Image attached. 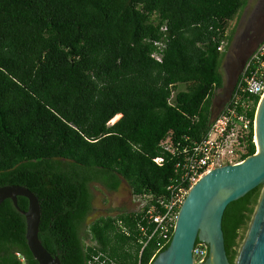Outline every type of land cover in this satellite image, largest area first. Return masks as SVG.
Listing matches in <instances>:
<instances>
[{
    "label": "trees",
    "instance_id": "obj_1",
    "mask_svg": "<svg viewBox=\"0 0 264 264\" xmlns=\"http://www.w3.org/2000/svg\"><path fill=\"white\" fill-rule=\"evenodd\" d=\"M246 1L0 0V185L36 194L38 237L61 264H87L96 253L147 264L168 246L156 252L154 237L141 250L143 222L132 210L94 219L85 242L89 185L117 190L124 179L133 196L167 197L179 154L160 142L182 149L206 133L212 97L224 84L226 28ZM254 152L251 126L240 159ZM261 188L224 209L230 262ZM17 203L27 207L24 196ZM0 264H37L10 198L0 203Z\"/></svg>",
    "mask_w": 264,
    "mask_h": 264
},
{
    "label": "water",
    "instance_id": "obj_2",
    "mask_svg": "<svg viewBox=\"0 0 264 264\" xmlns=\"http://www.w3.org/2000/svg\"><path fill=\"white\" fill-rule=\"evenodd\" d=\"M253 137V154L239 162L212 168L189 188L178 209L168 246L158 252L150 264H264V92L254 112ZM258 184L262 185L260 195L237 256L230 262L221 228L224 209ZM19 195L27 199L25 209L17 203ZM6 198H10L24 216L26 243L37 264H61L58 256L50 253L38 237L40 203L36 194L25 185H0V203ZM197 240L208 245V254L203 261L193 263Z\"/></svg>",
    "mask_w": 264,
    "mask_h": 264
},
{
    "label": "built area",
    "instance_id": "obj_3",
    "mask_svg": "<svg viewBox=\"0 0 264 264\" xmlns=\"http://www.w3.org/2000/svg\"><path fill=\"white\" fill-rule=\"evenodd\" d=\"M161 29L165 31L166 26L163 25ZM155 45L162 48L164 43L156 41ZM152 56L157 60L161 59L159 51H154ZM240 73L232 95L210 121L202 138L182 149L178 148L179 143L174 145L168 138L160 142L166 151L179 154L175 164L177 174L166 188L167 197H153L149 194L133 196L135 208L132 211L140 214L143 222L137 223L141 234V250L154 237L157 239L156 252L170 241L178 209L189 188L204 173L216 166L242 160L240 156L245 150L246 137L250 127L253 128L254 117H250L249 113L254 107V97L257 96L259 100L264 92V37L248 54ZM155 161L160 163L162 158L157 157ZM207 254L208 245L197 241L193 248V263L203 261ZM152 259L153 257L147 264H150ZM87 264L118 263L102 253H96L88 258ZM138 264L141 263L138 261Z\"/></svg>",
    "mask_w": 264,
    "mask_h": 264
},
{
    "label": "rangeland",
    "instance_id": "obj_4",
    "mask_svg": "<svg viewBox=\"0 0 264 264\" xmlns=\"http://www.w3.org/2000/svg\"><path fill=\"white\" fill-rule=\"evenodd\" d=\"M226 34H230V39L225 40L222 45L224 52L220 62L224 84L222 88L214 92L212 97L211 117L215 116L229 99L234 75L241 61L264 37V0H247L246 4L229 20ZM89 186L93 194V208L82 230L84 241L87 243L90 242L87 227L94 219L135 208L134 197L124 179L117 190H109L98 182H92ZM245 232V229L242 230L240 238L245 236Z\"/></svg>",
    "mask_w": 264,
    "mask_h": 264
},
{
    "label": "flooded vegetation",
    "instance_id": "obj_5",
    "mask_svg": "<svg viewBox=\"0 0 264 264\" xmlns=\"http://www.w3.org/2000/svg\"><path fill=\"white\" fill-rule=\"evenodd\" d=\"M243 64H244V60L243 61H241V64H240V66H239V69L237 70V72L235 73V75H234V79L233 80H235V78L239 75V73L241 72V70H242V68H243ZM257 203V202H256ZM255 208V207H254ZM253 213V212H252ZM251 216H252V214H251ZM247 228V227H246ZM246 230V229H245ZM244 238V236L243 237H239V240H240V242H238L237 243V245H236V251H235V256H234V258H233V261L232 262H234V260H235V258H236V256H237V252H238V250H239V247H240V244H241V242H242V239Z\"/></svg>",
    "mask_w": 264,
    "mask_h": 264
},
{
    "label": "bare ground",
    "instance_id": "obj_6",
    "mask_svg": "<svg viewBox=\"0 0 264 264\" xmlns=\"http://www.w3.org/2000/svg\"><path fill=\"white\" fill-rule=\"evenodd\" d=\"M120 116V114H115L111 119L110 121H115L118 117Z\"/></svg>",
    "mask_w": 264,
    "mask_h": 264
}]
</instances>
